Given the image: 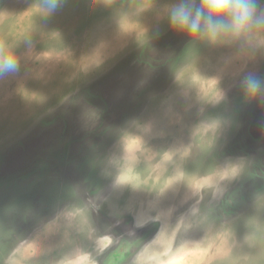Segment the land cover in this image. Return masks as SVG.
Segmentation results:
<instances>
[{
    "label": "rangeland",
    "instance_id": "1",
    "mask_svg": "<svg viewBox=\"0 0 264 264\" xmlns=\"http://www.w3.org/2000/svg\"><path fill=\"white\" fill-rule=\"evenodd\" d=\"M180 3L0 0V264H264V26Z\"/></svg>",
    "mask_w": 264,
    "mask_h": 264
},
{
    "label": "clouds",
    "instance_id": "2",
    "mask_svg": "<svg viewBox=\"0 0 264 264\" xmlns=\"http://www.w3.org/2000/svg\"><path fill=\"white\" fill-rule=\"evenodd\" d=\"M195 0H181L179 6L171 12L172 23L181 28H187L190 32L196 33L201 28V21L211 33L226 28L222 20L213 17L230 16L233 25L237 28L252 22L257 26H264V14H257L260 5L264 0H203L205 12L201 7L195 6ZM52 6H56V0H52ZM15 61L9 55L0 57V71H10L15 68ZM262 82L253 78L247 80V87L255 92L260 89Z\"/></svg>",
    "mask_w": 264,
    "mask_h": 264
},
{
    "label": "water",
    "instance_id": "3",
    "mask_svg": "<svg viewBox=\"0 0 264 264\" xmlns=\"http://www.w3.org/2000/svg\"><path fill=\"white\" fill-rule=\"evenodd\" d=\"M126 250V245L125 244H121V246L117 249V250H114L110 255L109 257V264H117L120 260V258L123 257L124 255V252Z\"/></svg>",
    "mask_w": 264,
    "mask_h": 264
},
{
    "label": "snow or ice",
    "instance_id": "4",
    "mask_svg": "<svg viewBox=\"0 0 264 264\" xmlns=\"http://www.w3.org/2000/svg\"><path fill=\"white\" fill-rule=\"evenodd\" d=\"M133 143H134V142H133ZM127 179H129V177H128L127 175H125V176H123V177L121 178L122 181L127 180Z\"/></svg>",
    "mask_w": 264,
    "mask_h": 264
},
{
    "label": "crops",
    "instance_id": "5",
    "mask_svg": "<svg viewBox=\"0 0 264 264\" xmlns=\"http://www.w3.org/2000/svg\"><path fill=\"white\" fill-rule=\"evenodd\" d=\"M84 125V124H83ZM5 144V143H4Z\"/></svg>",
    "mask_w": 264,
    "mask_h": 264
}]
</instances>
